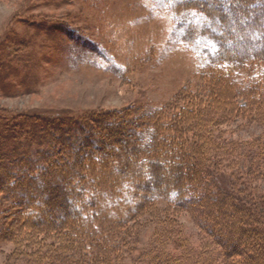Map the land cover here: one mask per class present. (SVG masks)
Here are the masks:
<instances>
[{
  "label": "trees",
  "instance_id": "trees-1",
  "mask_svg": "<svg viewBox=\"0 0 264 264\" xmlns=\"http://www.w3.org/2000/svg\"><path fill=\"white\" fill-rule=\"evenodd\" d=\"M254 5L243 26L230 23ZM173 10L180 40L207 57L200 74L227 89L234 115H199L203 93L186 89L177 113L154 117L139 106L78 117L0 111V245H12L1 264H264V196L253 189L264 180V113L251 110L264 107V0H174ZM236 35L252 49L229 51ZM236 115L260 134L220 139ZM108 146L114 160L95 167ZM230 171L234 184L221 186Z\"/></svg>",
  "mask_w": 264,
  "mask_h": 264
},
{
  "label": "rangeland",
  "instance_id": "rangeland-1",
  "mask_svg": "<svg viewBox=\"0 0 264 264\" xmlns=\"http://www.w3.org/2000/svg\"><path fill=\"white\" fill-rule=\"evenodd\" d=\"M172 2L0 0V73L8 76L7 81L0 80V111L78 117L132 111L139 106L145 109V117H154L177 113L186 103L187 97L181 92L186 89L191 94L203 93V112L199 115L227 116L232 111L226 102L230 94L218 79L209 80L200 74L207 57L180 40ZM255 8L246 9L230 23L243 26ZM221 30L228 37L235 34L232 29ZM248 36L236 35L239 42L229 40L225 47L235 52L250 51ZM209 91L217 94L212 102L205 100ZM260 108L259 114L264 113L263 106L251 110ZM231 118L230 126L218 127L223 134L220 139L246 140L260 134L248 117L249 121L237 115ZM114 146L122 151L119 143ZM111 147L106 156L94 153L95 167L100 162L98 157L114 160L117 153ZM224 150L226 158L229 154ZM82 160L86 166V158ZM133 165L139 166L134 161L126 163L129 168ZM236 173L230 171L220 178L221 186L233 185ZM254 183L255 192L264 196V180ZM236 184L242 188L240 182ZM177 219L185 232L195 233L196 225L189 214L179 213ZM11 249L9 243L0 245V264Z\"/></svg>",
  "mask_w": 264,
  "mask_h": 264
}]
</instances>
